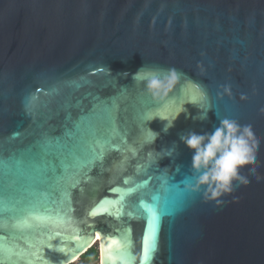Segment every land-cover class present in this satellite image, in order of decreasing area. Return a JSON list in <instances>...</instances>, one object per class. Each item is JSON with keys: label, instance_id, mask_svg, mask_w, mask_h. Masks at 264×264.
Wrapping results in <instances>:
<instances>
[{"label": "water", "instance_id": "water-1", "mask_svg": "<svg viewBox=\"0 0 264 264\" xmlns=\"http://www.w3.org/2000/svg\"><path fill=\"white\" fill-rule=\"evenodd\" d=\"M142 67L180 74L161 104L133 80ZM199 91L206 96L201 106L211 107L204 119L202 110L184 104ZM149 109L169 118L181 114L164 132L159 119L146 122ZM224 118L251 125L259 140L256 163L241 169L248 183H235L220 202L193 193L184 210L163 221L151 264H264V0H0V156L44 139L55 146L59 138L70 163L69 152L82 155L98 142L110 143L103 167L90 169L93 179L69 197L74 218L87 216L117 236L131 229L132 258L106 264H141L147 224L127 213H135L141 198L150 202L157 177L179 182L191 176L192 152L180 137L211 133ZM148 130L158 133L153 143ZM55 163L50 182L22 181L5 191L18 214L33 213V227L14 234L0 227L4 264H57L63 256L54 250L62 237L40 249L43 261L29 255L49 232L65 231L52 223L62 208L59 157ZM137 185L143 187L126 198L124 216L87 215L101 200L118 197L112 188ZM91 237L68 264L93 245L101 264V240L95 231Z\"/></svg>", "mask_w": 264, "mask_h": 264}, {"label": "snow or ice", "instance_id": "snow-or-ice-1", "mask_svg": "<svg viewBox=\"0 0 264 264\" xmlns=\"http://www.w3.org/2000/svg\"><path fill=\"white\" fill-rule=\"evenodd\" d=\"M26 107L31 112L30 105L26 103ZM15 136H19V133H16L13 138ZM64 147L66 146L60 145L59 138H57L55 146L50 139H44L37 141L29 149L19 154L13 153L7 159L0 156V227L5 230V233L11 230L12 234L17 230L33 227L30 222L33 213L28 211L26 215L18 214L15 204L4 193L9 187L14 189L22 181L50 182L51 174L57 172L55 160L59 157L62 172L56 178V190L61 194L60 204L62 208L61 212L56 214L52 223L57 226H64L65 231L63 233L60 231L49 232L48 240L40 241L38 245H32L35 251H30L29 255L36 260L43 261L44 257L40 255V249L42 247L53 248L54 246L49 241L56 237H62L60 244L54 250L63 253V256L57 257L56 261L57 264H68L69 259H75L77 254L90 244L91 232L95 231V239L101 240V264H106L109 260L124 262L131 259L133 243L130 228L119 229V235L117 236L105 232L104 229H97L95 221L90 222L87 216L74 218L69 215L73 211L69 199L71 189L76 188L82 181L93 179L89 175V170L97 166L103 167V161L110 143L108 141L98 142L96 146L89 148L82 155L69 152V155H71L70 163L63 156L62 149ZM168 155H171V152ZM157 179L160 181V187L151 196L150 202H145L141 198L139 205L136 206L135 213H127L129 217L138 215L147 224L143 236L141 264H151L155 254L159 251V231L163 221L166 218H174L188 206L190 200L195 198L193 193H189L183 187L187 183L186 178L179 182H175L171 175L162 178L157 177ZM128 182V180L124 181L125 184ZM141 187L143 185L127 189L112 188L111 191L117 193L118 197L116 199L105 198L101 200L87 215L96 217L107 214L119 219L125 215V202L128 195ZM65 204L68 205V212L63 211V205ZM49 219L52 218L49 217ZM10 221L13 222L10 223ZM81 225L85 227L81 228ZM69 228L71 234H66ZM68 241L74 243L70 245L67 243ZM0 247L3 246L0 245ZM0 264H4L2 259H0ZM29 264H32V261Z\"/></svg>", "mask_w": 264, "mask_h": 264}, {"label": "clouds", "instance_id": "clouds-1", "mask_svg": "<svg viewBox=\"0 0 264 264\" xmlns=\"http://www.w3.org/2000/svg\"><path fill=\"white\" fill-rule=\"evenodd\" d=\"M143 67L134 74L133 80L142 85L144 93L154 104H161L178 84L180 74L174 68L161 70V74L152 70L142 71ZM205 98V93L199 91L195 96L190 95L184 104L202 110L203 115L200 118L204 119L211 109L201 106V101ZM182 113L188 117L185 108ZM180 114L181 110H177L176 115L169 118L158 110L149 109L144 116L146 122L154 119L162 121L163 131L167 132L174 126V121ZM219 120V126L211 133L189 132L180 137V142L192 152V174L186 178V190L189 193L201 194L206 200L217 202H220L221 196L233 191L235 183H248L241 175V169L245 165L256 163L259 147V140L251 125L241 126L237 121L228 118ZM148 131L152 134L153 143L158 133Z\"/></svg>", "mask_w": 264, "mask_h": 264}, {"label": "trees", "instance_id": "trees-1", "mask_svg": "<svg viewBox=\"0 0 264 264\" xmlns=\"http://www.w3.org/2000/svg\"><path fill=\"white\" fill-rule=\"evenodd\" d=\"M97 259H98V246L93 245L77 260L80 264H90L91 262H94Z\"/></svg>", "mask_w": 264, "mask_h": 264}, {"label": "rangeland", "instance_id": "rangeland-1", "mask_svg": "<svg viewBox=\"0 0 264 264\" xmlns=\"http://www.w3.org/2000/svg\"><path fill=\"white\" fill-rule=\"evenodd\" d=\"M98 255H99V253H98ZM72 264H80V263L78 262V260H76V261L73 262ZM90 264H99V263H98V259H97L96 261H94V262H91Z\"/></svg>", "mask_w": 264, "mask_h": 264}]
</instances>
